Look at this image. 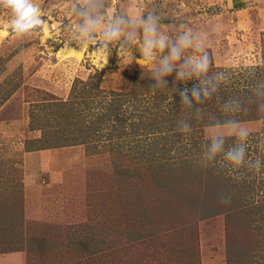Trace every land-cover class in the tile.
I'll return each instance as SVG.
<instances>
[{"label":"rangeland","instance_id":"obj_1","mask_svg":"<svg viewBox=\"0 0 264 264\" xmlns=\"http://www.w3.org/2000/svg\"><path fill=\"white\" fill-rule=\"evenodd\" d=\"M31 2L44 22L17 34L0 0V264H229L228 246L230 264L264 262V167L207 159L211 135L234 146L226 120L264 159L263 114L249 101L248 116L221 107L264 66V0H92L96 30L79 15L84 0ZM152 7L159 35L120 25L104 39L113 14ZM188 29L212 58L203 87L222 74L191 107L179 91L190 97L201 78L163 75Z\"/></svg>","mask_w":264,"mask_h":264},{"label":"clouds","instance_id":"obj_2","mask_svg":"<svg viewBox=\"0 0 264 264\" xmlns=\"http://www.w3.org/2000/svg\"><path fill=\"white\" fill-rule=\"evenodd\" d=\"M3 6L10 9L12 12V18L10 19V30L15 31L17 34L26 33L34 26L42 25L43 18L40 17V9L34 5L31 0H3ZM100 7H103V2L100 3ZM79 15L84 18L85 25L91 27L92 30H96L101 27V20L103 14L97 11L96 6H92V0H84V3L80 7ZM162 22L160 12L155 8H149L145 13H141L136 18H129L126 15L113 14L112 25H105L103 27L102 35L104 39H112L121 31L120 25L129 26L133 29H142L146 33L147 37L159 35L158 26ZM191 37V29L186 30L183 35L176 41L175 49L171 51L170 56L165 57L166 67L163 70V75H169L172 68L179 67L180 71L177 72L176 79L187 80L193 76L200 77V83L194 86L190 90L184 88L179 91L181 103L184 106L191 107L194 102L205 101L212 98L219 91L222 84L221 73H215L209 78L212 87L211 91L203 87V77L207 75L209 68L212 65V58L208 51L201 45H193ZM166 38H160L155 43L158 48L163 51ZM189 47H195L196 51L202 53V55H194L188 57L185 60L184 65H179L177 62L181 59V54ZM147 54V50H145ZM254 83L250 88L251 99L255 103L256 111L264 114V79L253 78ZM164 86V81L158 79L154 87ZM221 107L225 112H236L241 110L243 103L239 97H230L222 100ZM225 125L228 126L229 131L236 137L234 146L229 147L227 150L224 148L225 135L214 134L210 136L211 143L208 146L207 159L213 161L217 156H222L223 162L233 168H239L244 165H248L255 169L264 167V159H256L253 161L248 153L247 149L248 138L250 133L247 128L239 126V122L236 120H226ZM182 131H190L189 127H185Z\"/></svg>","mask_w":264,"mask_h":264},{"label":"trees","instance_id":"obj_3","mask_svg":"<svg viewBox=\"0 0 264 264\" xmlns=\"http://www.w3.org/2000/svg\"><path fill=\"white\" fill-rule=\"evenodd\" d=\"M252 70L254 71V73L256 74V76H258L259 78H262L264 79V66L262 64H259V65H254L252 67ZM232 79V76L230 78V80ZM247 82L244 84V95L241 97V95H237L235 97H239L243 103V107L242 108H245L246 110V113H244L241 110H239L241 113L240 115L243 116V114H246L248 116V112L251 110V109H247V104L245 102L249 101L250 103H252V107L255 106V103L252 101L251 99V93H250V88L251 86L253 85L254 81L252 79H249V80H246ZM234 81L231 80V84L234 86ZM233 89V88H232ZM227 91L224 90V94L226 93ZM233 92L229 93L227 96H225V98H230V97H233L234 95L232 94ZM238 94V93H237ZM246 105V106H245ZM244 110V109H243ZM251 114H252V111H251ZM253 115V114H252ZM264 116V114H263ZM235 252L232 251L231 247L228 246L227 248V258H228V263L230 264V261L232 260V258L235 256ZM238 258V256H237ZM259 264H264V262H259Z\"/></svg>","mask_w":264,"mask_h":264},{"label":"crops","instance_id":"obj_4","mask_svg":"<svg viewBox=\"0 0 264 264\" xmlns=\"http://www.w3.org/2000/svg\"><path fill=\"white\" fill-rule=\"evenodd\" d=\"M42 160L41 161H43V158H41Z\"/></svg>","mask_w":264,"mask_h":264}]
</instances>
